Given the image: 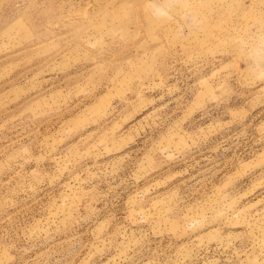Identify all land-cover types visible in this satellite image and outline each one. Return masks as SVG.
Returning a JSON list of instances; mask_svg holds the SVG:
<instances>
[{
  "label": "rangeland",
  "instance_id": "rangeland-1",
  "mask_svg": "<svg viewBox=\"0 0 264 264\" xmlns=\"http://www.w3.org/2000/svg\"><path fill=\"white\" fill-rule=\"evenodd\" d=\"M0 264H264V0H0Z\"/></svg>",
  "mask_w": 264,
  "mask_h": 264
}]
</instances>
